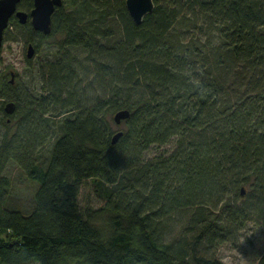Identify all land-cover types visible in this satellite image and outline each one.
Masks as SVG:
<instances>
[{"label":"trees","instance_id":"1","mask_svg":"<svg viewBox=\"0 0 264 264\" xmlns=\"http://www.w3.org/2000/svg\"><path fill=\"white\" fill-rule=\"evenodd\" d=\"M154 2L140 25L126 0H64L49 35L11 19L4 42L60 38L26 56L34 86L0 75V264H226L223 244L264 227V0ZM11 164L37 183L28 213ZM87 179L103 205L84 211Z\"/></svg>","mask_w":264,"mask_h":264},{"label":"rangeland","instance_id":"2","mask_svg":"<svg viewBox=\"0 0 264 264\" xmlns=\"http://www.w3.org/2000/svg\"><path fill=\"white\" fill-rule=\"evenodd\" d=\"M12 29L15 28L12 27ZM13 35L16 36V40L4 42L0 75H7L9 79H12L11 74L14 72L24 85L32 87L35 85V76L33 75V68L26 61L27 38L23 32H15ZM59 38L60 36L54 37L45 42L33 59L34 68L39 63L54 58L57 51L56 43ZM4 101L5 99H0V135L5 132V128L2 126L3 113L1 111ZM51 143L41 152L45 158L49 155ZM174 146L175 143L161 146L152 149L150 154L167 153L172 151ZM7 174L12 182L9 196L11 206L25 213L32 211L37 183L30 180L18 166L12 164L7 169ZM94 185L93 179L84 180L80 184L79 204L84 211L86 209H98L103 205V201L95 193ZM218 255L226 264H259L264 255V227L254 222L249 223L235 241H229L220 247Z\"/></svg>","mask_w":264,"mask_h":264},{"label":"water","instance_id":"3","mask_svg":"<svg viewBox=\"0 0 264 264\" xmlns=\"http://www.w3.org/2000/svg\"><path fill=\"white\" fill-rule=\"evenodd\" d=\"M22 0H0V59L2 57V50L4 46L5 31L10 25L11 19L16 16L18 22L25 25L30 20L32 26L36 31L49 35L52 32L53 15L58 7L63 6L64 0H34V8L30 13L20 10L19 4ZM126 7L133 21L140 25L144 18L151 14L155 9L154 0H126ZM36 55V49L33 43L27 46V58L33 59ZM12 83L15 79V73L12 72ZM5 111L12 114L15 111V104L9 102L5 106ZM130 111L125 109L117 112L114 115V121L117 125L121 124L123 120L129 118ZM122 131L116 133L113 137V143H116ZM242 195H245V189H242Z\"/></svg>","mask_w":264,"mask_h":264},{"label":"flooded vegetation","instance_id":"4","mask_svg":"<svg viewBox=\"0 0 264 264\" xmlns=\"http://www.w3.org/2000/svg\"><path fill=\"white\" fill-rule=\"evenodd\" d=\"M16 18V16H14ZM18 20V19H17ZM11 22V21H10Z\"/></svg>","mask_w":264,"mask_h":264}]
</instances>
